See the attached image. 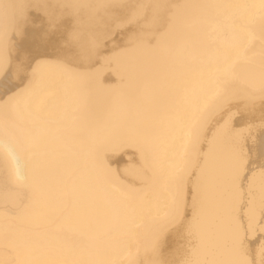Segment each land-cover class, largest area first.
<instances>
[{"label":"bare ground","instance_id":"6f19581e","mask_svg":"<svg viewBox=\"0 0 264 264\" xmlns=\"http://www.w3.org/2000/svg\"><path fill=\"white\" fill-rule=\"evenodd\" d=\"M0 264H264V0H0Z\"/></svg>","mask_w":264,"mask_h":264}]
</instances>
